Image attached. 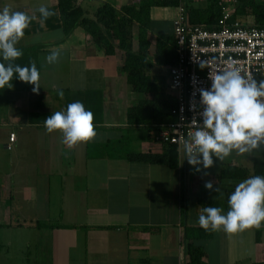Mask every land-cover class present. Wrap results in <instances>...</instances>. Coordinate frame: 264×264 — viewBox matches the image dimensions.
I'll return each instance as SVG.
<instances>
[{
    "label": "crops",
    "instance_id": "obj_1",
    "mask_svg": "<svg viewBox=\"0 0 264 264\" xmlns=\"http://www.w3.org/2000/svg\"><path fill=\"white\" fill-rule=\"evenodd\" d=\"M136 1L77 3L93 13L102 2L122 8ZM57 2L0 0V10L8 5L31 15L46 5L55 12ZM176 17L177 6L152 7L150 40L155 43L158 36L173 34ZM56 20L54 15L43 24L33 21L18 44L23 56L15 63L30 66L36 62L39 92L15 77L12 89H0V264H44L45 256L49 264H188L181 202L183 191L188 194L192 184L185 175L187 160L180 154V166L171 168L103 155L97 147L89 151L91 145L118 140L127 133L128 108L151 94L136 92L127 82L120 69L123 52L107 55L85 29L77 27L67 35ZM52 51H59L60 58L48 64L45 58ZM161 67L154 65L149 71L160 73L156 69ZM165 73L169 77V71ZM77 100L94 113L97 136L68 149L61 143V133L46 132L44 119ZM11 133H16L15 141L10 140ZM150 142L143 152L162 151V144ZM260 162L264 157L235 152L223 162H214L219 170L208 181L214 182L226 167L237 168L235 174L245 168L247 174L224 178L220 184L216 180L218 193L193 185L197 206L191 215L188 204L187 224L199 226V193L219 199L225 210L227 188L235 189L254 176V165ZM225 179L231 181L227 187ZM203 180L199 178L200 188ZM78 214L84 216L80 222L70 219ZM57 222L60 226L55 228L39 225ZM195 242L205 248L207 264H264V224L235 234L221 229L211 239Z\"/></svg>",
    "mask_w": 264,
    "mask_h": 264
},
{
    "label": "clouds",
    "instance_id": "obj_2",
    "mask_svg": "<svg viewBox=\"0 0 264 264\" xmlns=\"http://www.w3.org/2000/svg\"><path fill=\"white\" fill-rule=\"evenodd\" d=\"M54 15L46 5H40L31 15L8 5L0 10V89H12L15 77L33 85L34 93L39 92L41 77L36 62L31 61L30 66L15 63L23 56L18 44L33 21L39 19L43 24ZM59 58L60 52L52 51L45 59L48 64H55ZM209 78L211 87L199 90L201 120L193 118L194 131L181 141L183 161L187 160L196 172L204 175L209 174L205 170L214 166V157L223 162L233 152L249 156L264 153V80L257 83L253 76L242 75L235 66L210 69ZM59 95L62 98L63 91ZM94 119V113L77 100L46 117L44 128L47 133H61V143L73 149L96 138ZM204 186L209 191L220 192L212 181H206ZM227 203L226 213L220 207H201L199 226L206 231L222 229L227 234L261 228L264 224V176L254 175L238 183Z\"/></svg>",
    "mask_w": 264,
    "mask_h": 264
},
{
    "label": "trees",
    "instance_id": "obj_3",
    "mask_svg": "<svg viewBox=\"0 0 264 264\" xmlns=\"http://www.w3.org/2000/svg\"><path fill=\"white\" fill-rule=\"evenodd\" d=\"M206 5L194 6L192 3L201 0H188L191 21L214 25L222 16V0H202ZM78 0H58L55 5V24L59 25L65 34L69 35L77 27H82L91 36L92 40L101 46L107 55H114L117 50L123 52L124 63L120 69L126 73L127 82L136 92L151 94V97L142 99L137 105L129 107L127 121L129 131L118 140H109L105 144L91 145L89 151L97 147L102 149V154L111 157L124 156L129 161L150 164H164L171 168L180 166V152L178 146L172 143H163L161 152H143L130 149L131 139L143 138L136 136L137 131L145 129L144 137L148 141H155L156 134L162 129V124L169 121L170 108L175 104L174 99L167 93L169 77L149 70L154 65L169 67L177 60L176 41L173 34L158 36L155 43L149 38L151 28V9L154 6H177L180 0H138L132 4L117 8L110 2H102L99 7L90 13ZM252 15L255 26H264V0H238L233 18ZM137 27L135 32L134 27ZM136 46V47H135ZM168 81V82H167ZM171 119V118H170ZM105 149L106 151H103ZM126 151L125 154L123 152ZM237 168L226 167L215 176L219 184L224 178L237 179L246 176L244 168L242 174H235ZM254 175L264 176V162L254 165ZM214 180L213 183L216 182ZM226 184L225 187H227ZM204 191V190H203ZM223 201L224 213L228 211V197L233 188ZM199 205L215 206L221 208V201L217 198H208L206 192L199 193ZM182 223L184 226V239L189 254L188 264H207V255L203 245L195 241L211 239L214 231L204 230L200 226L187 224L188 194L182 195ZM45 227H59L60 224H39ZM259 264V263H254Z\"/></svg>",
    "mask_w": 264,
    "mask_h": 264
},
{
    "label": "built area",
    "instance_id": "obj_4",
    "mask_svg": "<svg viewBox=\"0 0 264 264\" xmlns=\"http://www.w3.org/2000/svg\"><path fill=\"white\" fill-rule=\"evenodd\" d=\"M220 4L222 16L212 26L191 21L188 0L177 5L173 30L177 60L168 67L167 90L175 104L170 108L171 119L162 124L155 141L177 145L180 154L182 139L194 131L191 121L201 120L199 90L211 87L210 69L235 66L257 83L264 80V26L234 19L238 0H222ZM15 139L16 133H11L10 140Z\"/></svg>",
    "mask_w": 264,
    "mask_h": 264
},
{
    "label": "rangeland",
    "instance_id": "obj_5",
    "mask_svg": "<svg viewBox=\"0 0 264 264\" xmlns=\"http://www.w3.org/2000/svg\"><path fill=\"white\" fill-rule=\"evenodd\" d=\"M244 24H248V25H254L255 22H254V18L252 15H246L245 17H241L239 18ZM134 29L136 30L137 28L134 27ZM137 32V31H136ZM160 69V73H162L163 75H166V71H168V68L167 67H161V68H157L156 70H159ZM167 76V75H166ZM168 82V81H167ZM124 83H125V79H124ZM119 114V112H118ZM117 118L119 119L120 118V115L118 117L117 115ZM146 134V130L145 129H139L136 133V136H142L143 138H140L139 139H136L137 137L133 136L132 139H131V145H130V149L131 150H134V151H145L147 150V148L149 147L150 145V141H148V139H146L144 137V135ZM155 149H158L157 147H155ZM154 149V150H155ZM127 150H125L123 152V154L126 153ZM181 159H183V155H181ZM254 157H258V156H255V154L253 155ZM261 157H264V153H261L260 155ZM214 159V162H216L217 160L215 158ZM202 167V166H201ZM219 170V167H218V164H214V166L210 169H207L205 171H207L209 174L208 175H204L203 172H196L195 169L192 168L191 165H189L188 163V168L185 170V175H186V178L187 180L189 181V184H191V188L189 189L188 191V198H189V210H190V213L191 215L194 213V211L196 210V203H197V194L195 192V187H193V185H197L199 189H204L205 191H207V189L205 188V186L203 185L201 188H200V181H199V178H203L204 182L208 181V178L210 177L209 175L213 174L214 171H217ZM213 171V172H211ZM207 178V179H206ZM194 181H196V183L194 184ZM228 182H231V181H228V180H224V186H226V184H228ZM195 193V194H194ZM200 206V205H199ZM53 209V212L55 213L56 211V208H52ZM63 212H61V215H62ZM84 216L82 214H78V215H71L70 216V219H73L74 221L76 222H80L81 220H83ZM58 221V220H57ZM59 222V221H58ZM57 222V224H58ZM70 225H73V224H70ZM77 226L79 224H76ZM72 245L69 246V248H71ZM44 264H49L48 262V258L47 256H45L44 258Z\"/></svg>",
    "mask_w": 264,
    "mask_h": 264
}]
</instances>
